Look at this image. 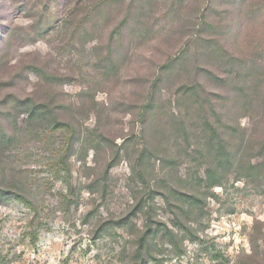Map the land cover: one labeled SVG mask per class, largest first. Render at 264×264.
Instances as JSON below:
<instances>
[{
	"label": "rangeland",
	"instance_id": "obj_1",
	"mask_svg": "<svg viewBox=\"0 0 264 264\" xmlns=\"http://www.w3.org/2000/svg\"><path fill=\"white\" fill-rule=\"evenodd\" d=\"M0 264H264V0H0Z\"/></svg>",
	"mask_w": 264,
	"mask_h": 264
},
{
	"label": "trees",
	"instance_id": "obj_2",
	"mask_svg": "<svg viewBox=\"0 0 264 264\" xmlns=\"http://www.w3.org/2000/svg\"><path fill=\"white\" fill-rule=\"evenodd\" d=\"M29 101L28 100H26V101H24V104H26L27 105V103H28ZM36 109H37V107L34 105V106H32V113H34V112H36Z\"/></svg>",
	"mask_w": 264,
	"mask_h": 264
}]
</instances>
